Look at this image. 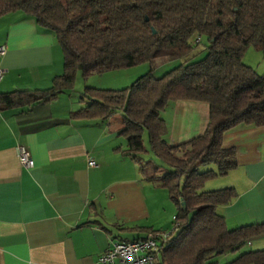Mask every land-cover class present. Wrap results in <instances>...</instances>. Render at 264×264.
<instances>
[{
    "label": "trees",
    "instance_id": "1",
    "mask_svg": "<svg viewBox=\"0 0 264 264\" xmlns=\"http://www.w3.org/2000/svg\"><path fill=\"white\" fill-rule=\"evenodd\" d=\"M15 11L52 33L62 70L45 89L0 93V111L55 99L72 88L77 72L86 78L157 58L181 60L159 77L149 69L125 88L85 86L83 105L69 114L105 120L120 112L123 152L139 171L143 132L153 156L169 168L146 177L160 183L175 207L176 229L158 246L156 264H217L215 257L264 233V223L226 227L216 208L236 197L233 187L202 189L236 165L234 149L222 146L223 134L264 124V72L242 62L248 46L264 49V0H0V16ZM201 37L206 52L192 59ZM175 100L205 102L208 123L200 135L169 146L161 111ZM209 164L215 169L199 171ZM225 264H264V249L242 252Z\"/></svg>",
    "mask_w": 264,
    "mask_h": 264
},
{
    "label": "crops",
    "instance_id": "2",
    "mask_svg": "<svg viewBox=\"0 0 264 264\" xmlns=\"http://www.w3.org/2000/svg\"><path fill=\"white\" fill-rule=\"evenodd\" d=\"M0 46V93L45 89L61 73L62 52L52 33L19 11L0 16ZM77 103L61 92L27 110L0 111V264H97L113 241L142 238L146 228H169L174 211L162 190L144 181L138 164L123 152L121 124L113 121L116 115L121 119L120 112L105 120L72 119L70 112L83 105L79 96ZM161 117L164 139L174 146L205 130L208 105L169 101ZM221 143L234 149L236 165L202 189L234 188L236 197L216 208L227 228L264 223V124L236 126ZM16 146L27 150L30 168L20 166ZM260 237L264 233L253 238Z\"/></svg>",
    "mask_w": 264,
    "mask_h": 264
},
{
    "label": "rangeland",
    "instance_id": "3",
    "mask_svg": "<svg viewBox=\"0 0 264 264\" xmlns=\"http://www.w3.org/2000/svg\"><path fill=\"white\" fill-rule=\"evenodd\" d=\"M200 39H201L200 42L196 43L195 46L193 47L192 59L202 58L206 52V46H205L206 41L203 37H201ZM242 62L250 66L251 68H253L257 73L259 74L263 73L264 72V49H256L252 46H248L243 53ZM179 63H181L180 59L167 60L165 58H157V59L152 60L150 63H146V62L141 63L133 67L120 69V71L107 72V73H104V75H101L102 73L101 74H91L87 76L86 78H83L80 75V73L77 72L75 75L72 89L66 90L65 92H63V94H71L72 98L76 101V104L78 107V105H80L77 103L78 96L80 92H82L83 87L85 85H89L90 87H99V88H109L111 87V85H119L117 87H119L118 89H121V88H125L126 86H128L134 79L143 75L149 69H152V75L154 77H159L164 72L168 71L169 69H171L172 67L176 66ZM113 78L119 81H117L116 84H113L112 81H110ZM98 83H101V84L103 83L102 85H106V86H99ZM109 89H112V88H109ZM115 118H113V121L116 122L115 120H118L119 124L122 125L120 117L116 115ZM113 121L111 123L114 124ZM142 146H143L142 151L137 153L136 156L139 159V164L142 165L143 171L140 172V175L144 181L146 180L148 181L146 177L153 173H156L159 175L169 170V168L166 165H164L159 159H157L151 153L148 142H147L146 132H143L142 134ZM207 166H211L215 168L213 164H209L206 166H200L199 171L207 169L208 168ZM152 184H156L159 190H162L160 191L162 192V200H164V202H167L169 208L175 212V207L168 199L165 190L161 188L160 183L154 182ZM160 202L161 201H159V205H160ZM162 205H160L161 207L160 212L163 213L164 219H165V217L167 216L165 215L166 213L165 211H167V209L163 207ZM168 217L169 218L167 219L169 220V225H168L169 228H167L166 231H170L173 228L172 214L171 216H168ZM248 243H251V244H248ZM260 249H264V237H260L258 239L252 238L250 242H246L245 244L240 246L238 249L233 250V251H226L225 253L220 255L218 257L220 259H218L217 262L218 264H225L226 262H229L230 260L234 259L237 255H239L242 252H245L248 250H260Z\"/></svg>",
    "mask_w": 264,
    "mask_h": 264
},
{
    "label": "built area",
    "instance_id": "4",
    "mask_svg": "<svg viewBox=\"0 0 264 264\" xmlns=\"http://www.w3.org/2000/svg\"><path fill=\"white\" fill-rule=\"evenodd\" d=\"M4 53V46H0V55ZM4 72L5 69L0 67V80ZM15 152L21 167L30 168L33 165L31 157L23 146H16ZM87 165L94 167L95 163L87 160ZM175 229L176 223H173L170 231H149L144 237L131 241L115 240L106 251L99 255L97 264H156L158 246L164 243Z\"/></svg>",
    "mask_w": 264,
    "mask_h": 264
},
{
    "label": "water",
    "instance_id": "5",
    "mask_svg": "<svg viewBox=\"0 0 264 264\" xmlns=\"http://www.w3.org/2000/svg\"><path fill=\"white\" fill-rule=\"evenodd\" d=\"M145 19H146V18H145ZM151 31H152V32H154V29H153V28H151Z\"/></svg>",
    "mask_w": 264,
    "mask_h": 264
}]
</instances>
